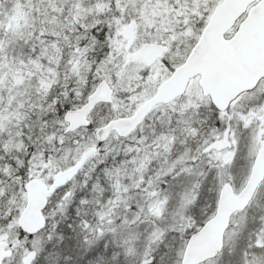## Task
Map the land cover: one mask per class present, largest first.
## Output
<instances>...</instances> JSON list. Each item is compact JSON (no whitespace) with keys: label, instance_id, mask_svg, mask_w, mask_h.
<instances>
[{"label":"rangeland","instance_id":"rangeland-1","mask_svg":"<svg viewBox=\"0 0 264 264\" xmlns=\"http://www.w3.org/2000/svg\"><path fill=\"white\" fill-rule=\"evenodd\" d=\"M217 1L77 0L71 7L62 0L59 11L66 12L72 10L70 7L74 8L72 11H76L75 22L78 21V26L86 25L89 19L92 20V15L96 20L97 13L127 12L134 15L130 23L118 27L110 41L114 52H110L103 60L98 74L104 76L112 86L114 97L112 103L99 105L95 109L90 116L92 123L101 126L115 116H128L136 106L152 95L160 81L169 74L171 67L182 61L190 45L194 43L198 30L205 23V12L212 9ZM38 13L33 0H0L1 130L8 120V112L5 113L4 106H1V98H14V93L5 88L6 74L11 77L21 66V62L31 63L36 58L39 59L38 68L43 70V60L49 58L46 49L50 44L36 38L35 29L41 26ZM73 25L74 22L71 27ZM110 31L113 33L112 29ZM71 39L69 36L56 41L54 48L49 51L59 53L62 47L70 44ZM146 41L163 42L170 46L168 53L151 66H145L142 61L131 58V54ZM85 52V49L76 46L74 55H70L73 59L68 71L75 79L77 93L91 64ZM48 73L49 71L46 74ZM44 79L39 71L36 80L24 76L18 79V84L23 89L29 87L39 92L41 85L37 89V82ZM169 111H178L177 127H172ZM157 120L165 122L166 129V133L160 137V156L163 160L161 157L159 160L164 163L157 166L166 170L162 174L153 175L152 172L157 169L155 164L146 168L141 165L145 170L134 173L136 182L132 193L135 195L128 196L125 201V204L133 203V206L124 211L118 224L113 223L115 218L109 212L99 216L102 227L107 226L106 231L98 228L104 241L98 245L99 239L95 240V249H90L87 259L83 257L86 259L84 264H118L120 256L121 262L125 264H180L188 233L212 217L221 186L229 182L234 191L238 192L248 177L253 158L264 142V82L254 91L240 97L226 112H218L202 97L196 80H193L182 98L172 102L167 108L156 107L146 124L131 135L128 142L141 141L143 136H139L144 129ZM13 121L17 123V119ZM13 133L5 131L8 138L5 148L16 152L21 148V141ZM113 137L112 135L108 139L102 149L113 147ZM73 138L75 136H67L66 139L70 141ZM93 145L95 141L91 137L80 141L62 156L58 169L66 167L69 157L70 161H74L84 149ZM51 164L39 163V167L34 170H56L57 167ZM75 186L76 183L59 192L57 201L64 194L73 193ZM120 196L122 195L116 199L119 198L121 203L123 198ZM129 198H133V202H128ZM65 201L66 199L61 200V204H65ZM87 203L88 201L83 202L85 216L90 214ZM21 204L24 205V201ZM50 213L53 214L52 211ZM77 215L80 216L79 213ZM129 219L131 224L126 226ZM65 222L66 230L73 235L64 242H57L58 258L52 264H74L80 257H75L73 244L77 243V235L88 227V221ZM125 230L122 242L119 235ZM18 235L12 227L1 238L12 242ZM50 238L48 232L39 233L29 240L28 236L22 237V244L17 248L19 255L8 264H23L27 253L23 251L26 241L31 250L42 254V264H47L45 256L50 254V249L53 250L49 247ZM224 239L222 254L204 264H264V183L250 206L233 216ZM256 247L262 251L255 252L258 251ZM135 252L140 255L134 259L131 255Z\"/></svg>","mask_w":264,"mask_h":264},{"label":"trees","instance_id":"trees-1","mask_svg":"<svg viewBox=\"0 0 264 264\" xmlns=\"http://www.w3.org/2000/svg\"><path fill=\"white\" fill-rule=\"evenodd\" d=\"M94 25L95 22L91 24L87 34L91 47V64L79 93L76 91L74 77L67 68H64L68 61V55L65 53L59 57L57 67L54 65L41 70L38 68L39 59L36 58L31 63L21 62V66L11 77L6 74L5 88L12 90L14 98L12 100H7L6 96L1 98V106L3 105L4 109L9 112L4 129H0V236L12 227L19 231L15 226V217L21 205L23 186L30 176H38L45 180L51 179L57 173V165L67 151H71L86 137H94L95 124L93 123L71 134H64L61 126L64 112L81 105L101 77L98 73L103 66V58L107 52L106 41L110 38V33L104 26ZM22 49L26 51L25 48ZM50 70H55L53 78H51ZM39 71L43 75L49 71L46 74L48 78L44 76L45 79L42 82H37V89L41 85L39 92L29 87L23 89L22 85L18 84V79L24 76H30L36 80L39 77ZM13 119H17V123ZM5 131L14 132L12 135L18 136L21 141L19 151H8L5 148L8 140L3 134ZM155 131L162 136L159 130ZM153 134L149 131L144 132L141 141L128 142L129 139L114 138L111 149H100L72 183L61 189L60 192L65 191L76 183L75 191L68 192L61 198V200L66 199L65 204H61V200L57 201L60 193L52 198L51 206L46 213L47 223L44 229V232H48L51 237L49 247L53 248L48 252L50 254L45 256L47 264H52L56 257L58 258L57 242L62 240L64 242L66 238L73 235L72 232L66 230L65 220L81 222L86 218L83 205L86 198L91 200L94 216L90 228L81 231L77 235V243L73 244L75 257L80 255L74 264L86 262L96 239H99L98 245L103 243L104 236L101 234L98 238V228L106 231L107 226L102 227L99 221L101 214L109 212L110 216L115 218L113 223L118 224L121 221L124 211L133 206V203L125 204V201L128 196L135 195L132 193L136 182L133 177L134 173L144 171L143 168L148 165L157 166L164 163L159 160L162 154L160 152L162 140ZM67 136H75V138L69 141L66 139ZM70 159L69 157L66 162L67 166L71 164ZM39 163H52L51 165L57 168L45 172L43 169L35 171ZM88 164L91 165L87 167ZM165 170L157 166L152 174H162ZM119 195L123 198L121 203L119 198L116 199ZM132 200L133 198H129L128 202H133ZM51 211L53 214L50 213ZM62 224L63 226H60ZM126 224L129 226L131 220L129 219ZM41 256L42 254L38 252L33 262L42 264L44 259H41ZM83 257L86 259L84 260Z\"/></svg>","mask_w":264,"mask_h":264},{"label":"water","instance_id":"water-1","mask_svg":"<svg viewBox=\"0 0 264 264\" xmlns=\"http://www.w3.org/2000/svg\"><path fill=\"white\" fill-rule=\"evenodd\" d=\"M253 1L223 0L217 5L185 62L176 67L156 93L131 115L111 119L99 127L95 132L97 142L103 143L112 132L119 137L128 136L156 104L168 103L183 94L188 79L197 74L200 75L198 83L203 95H209L219 110L226 109L240 92L252 89L264 76V0L257 1L249 8L231 38L225 39L224 33ZM166 49L158 44H144L132 57H142L150 65ZM112 93L109 84L105 80L100 81L82 106L64 113L63 119L67 124L65 132L88 126L91 111L99 103L111 102ZM97 149L94 146L85 150L73 165L60 171L49 185L37 178L25 184V206L17 219L21 231L34 234L43 228L45 221L42 212L47 199L56 189L69 182ZM263 178L264 144L258 150L249 176L238 193L234 192L229 182L221 186L214 216L189 237L181 264L201 263L222 250L224 232L231 215L247 207ZM11 254V244L0 241V264ZM33 258L34 252H30L24 264H29Z\"/></svg>","mask_w":264,"mask_h":264},{"label":"flooded vegetation","instance_id":"flooded-vegetation-1","mask_svg":"<svg viewBox=\"0 0 264 264\" xmlns=\"http://www.w3.org/2000/svg\"><path fill=\"white\" fill-rule=\"evenodd\" d=\"M37 9L39 11L41 26H37L40 33L47 31L52 36L61 34L62 36H69L71 25L75 18L73 12H59L57 0H35ZM37 19V14H36Z\"/></svg>","mask_w":264,"mask_h":264},{"label":"bare ground","instance_id":"bare-ground-1","mask_svg":"<svg viewBox=\"0 0 264 264\" xmlns=\"http://www.w3.org/2000/svg\"><path fill=\"white\" fill-rule=\"evenodd\" d=\"M26 236H28V237H32L33 235H32V234H27ZM119 240L123 242V240H122L121 237H119ZM94 249H95V248H94V246H93V248H92L91 250H94ZM139 255H140V253L135 252V253H134L133 255H131V256H134V259H135V257L137 258ZM117 263H118V264H122V263H123V262H121V256H120V259H119V261H118ZM123 264H125V262H124Z\"/></svg>","mask_w":264,"mask_h":264}]
</instances>
